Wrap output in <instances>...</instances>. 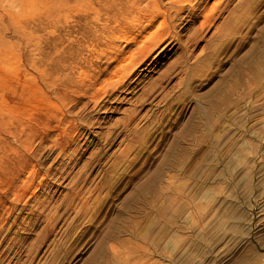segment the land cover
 <instances>
[{"label":"rangeland","instance_id":"1","mask_svg":"<svg viewBox=\"0 0 264 264\" xmlns=\"http://www.w3.org/2000/svg\"><path fill=\"white\" fill-rule=\"evenodd\" d=\"M176 1L171 29L159 13L144 31L135 0H0V264H264V0ZM153 24L163 40L127 74ZM93 75L120 88L89 112Z\"/></svg>","mask_w":264,"mask_h":264},{"label":"bare ground","instance_id":"2","mask_svg":"<svg viewBox=\"0 0 264 264\" xmlns=\"http://www.w3.org/2000/svg\"><path fill=\"white\" fill-rule=\"evenodd\" d=\"M143 0H135V7H133L134 8V10H132L133 12H135L136 13V19L138 20V23H139V27L140 28H142L143 30L145 29V28H147V27H149L150 25H151V23L153 22V20H155V18L157 17V15L159 14V13H162L161 15H159V16H162V23H166V26L168 25V26H170V29H171V24L173 23V22H175L176 21V19L171 23V20H169V22L171 23H169L168 21H167V19L169 18V17H167L168 16V14H169V10L171 9V6L172 7H175V5L177 4H179L176 0H169L168 2H166V4H162L161 2H160V0H153V2H152V4H150L149 5V7L147 8V9H145L144 11H142V10H139V9H137V8H139V6L141 5V2H142ZM151 1V0H150ZM204 1V0H203ZM206 1V0H205ZM222 1V0H221ZM225 1V0H224ZM227 1V0H226ZM148 2V1H147ZM177 2V3H176ZM218 2V1H217ZM216 2V3H217ZM228 2V1H227ZM248 2V1H247ZM250 2V1H249ZM99 3V2H98ZM168 3V4H167ZM203 3V2H202ZM215 3V2H214ZM215 3V4H216ZM197 4H199V3H197ZM196 3H195V5H197ZM229 4V3H228ZM246 4V3H245ZM200 5V4H199ZM204 5H206V4H204ZM220 5V4H219ZM219 5L218 6H212L207 12H206V14H205V17L207 18L209 15H211L210 17H212L213 16V13H215L216 12V10H218L219 8ZM105 6V5H104ZM144 6V5H143ZM148 6V5H147ZM209 6V5H208ZM207 6V7H208ZM225 6V5H224ZM247 6V5H246ZM176 7H179V6H176ZM193 7L194 6H192V8L189 10V12H188V14H187V16H189L190 18H192V15H193ZM126 8H128V7H126ZM166 9L167 10V12H165L163 9ZM181 8V7H180ZM204 8V7H203ZM202 8V9H203ZM221 8V7H220ZM224 8V7H223ZM222 8V9H223ZM129 9L130 8H128V10L127 11H129ZM176 8H174V10L173 11H176L175 10ZM207 10V9H206ZM225 10H226V7H225ZM123 11V10H122ZM126 11V12H127ZM131 11V12H132ZM164 11V12H163ZM195 11V10H194ZM229 11V10H228ZM227 11V15L230 13V12H228ZM171 12H172V10H171ZM183 12V11H182ZM175 13V12H174ZM178 13V12H177ZM126 14V13H125ZM129 14V13H128ZM171 14V13H170ZM169 14V15H170ZM172 14H173V12H172ZM179 14H180V12H179ZM127 15V14H126ZM178 15V14H177ZM174 16V15H173ZM231 16H232V14H231ZM230 16V17H231ZM171 17H172V15H171ZM178 17V16H177ZM209 17V19L211 20L212 18H210ZM228 17V16H227ZM176 18V17H175ZM181 18V17H180ZM229 18V17H228ZM158 19V18H157ZM171 19V18H170ZM173 20V19H172ZM157 21V20H156ZM181 21V20H180ZM143 22H145V23H143ZM211 22H213V21H211ZM227 22V21H226ZM161 23V24H162ZM209 23V22H208ZM155 24H156V22H155ZM161 24H159V25H157L156 27L154 26V24H153V26H154V30L153 31H151V32H149L146 36H145V38L143 39V40H141L140 41V43H139V53H135L134 51H131L130 53H129V55L126 57V60L124 61V60H122L124 63L122 64V65H124L125 66V68H126V71H127V74L132 70L131 68H130V66L128 65V63H130L134 58H136L137 57V55L138 54H140L139 55V58L140 57H142V59L143 58H147V56L148 55H150L151 54V52L153 51V49H154V47L156 46L157 47V45L160 43V41L161 40H163V39H160L162 36H164L166 33H165V31L164 32H160L159 31V28H160V26H161ZM176 24V23H175ZM163 25V24H162ZM223 25H224V23H223ZM222 25V26H223ZM229 25V21H228V23H227V26ZM221 26V25H220ZM225 26V25H224ZM105 27H106V25H105ZM176 27V26H175ZM216 27V26H215ZM150 28H151V26H150ZM169 28V27H168ZM218 28H219V26H218ZM217 28V29H218ZM228 28H229V26H228ZM197 29V28H196ZM202 29H203V27H202ZM151 30V29H150ZM197 30H200V28H198ZM93 31V30H92ZM106 31V30H105ZM111 31V30H110ZM145 31V30H144ZM172 31V30H171ZM170 31V32H171ZM192 31H194V30H192ZM88 32V31H87ZM216 33L218 32V31H215ZM141 33H142V31H141ZM171 33H173V31L171 32ZM192 33V32H191ZM219 34H220V32H218ZM221 33H222V31H221ZM136 34V33H135ZM140 34V33H139ZM86 35V34H85ZM130 36L129 37H133V36H131V34H129ZM169 35H170V33H169ZM177 35V34H176ZM190 35V34H189ZM224 34L222 33V37H224L223 36ZM95 36H97V35H95ZM111 36V35H110ZM141 36L142 35H140V38H141ZM143 36V37H144ZM227 36V35H226ZM88 37H90V36H88ZM87 37V38H88ZM165 37H167V36H165ZM172 37V36H171ZM173 37H176V36H173ZM86 38V37H85ZM84 38V39H85ZM97 38V37H96ZM127 38V37H126ZM188 38V37H187ZM220 38H221V35H220ZM91 39L92 38H90V41H91ZM158 39H160L159 41H157L156 42V40H158ZM189 40H187L188 42L190 41V43H192V45L194 44H196V43H198V41L201 39V37H200V39H199V31H198V33L197 32H195L194 34H192V36L191 37H189L188 38ZM132 40V39H131ZM138 40H140V39H138ZM90 41H88V42H90ZM104 41V40H103ZM134 41V40H133ZM179 41V40H178ZM181 41V40H180ZM179 41V42H180ZM80 42V41H79ZM87 42V43H88ZM93 42H94V40H93ZM137 42V41H136ZM135 42V43H136ZM183 42V41H182ZM179 43V44H183V43ZM85 43H86V41H85ZM92 43V42H91ZM96 43V42H95ZM98 43V42H97ZM101 43V42H100ZM189 45V44H188ZM188 45H187V43L185 44H183V45H181V47H182V52L180 53V60H179V62L178 63H180V64H178L179 65V67L180 68H178V72L180 73V74H185L187 71H188V69L190 68V64L188 63V60L190 59V57L192 56V50H190V48L188 47ZM96 46V45H95ZM99 46V45H98ZM125 46H126V44H125ZM180 46V45H179ZM93 47V46H92ZM91 47V48H92ZM130 50H132V49H130ZM110 51V50H109ZM108 51V52H109ZM113 51V50H112ZM127 52H128V50H126ZM119 52V51H118ZM122 53H123V51H122ZM125 53V52H124ZM123 53V54H124ZM154 53V52H153ZM114 54V53H113ZM120 54V53H119ZM123 54H121V56H123ZM83 56V55H82ZM106 55H104V57H105ZM126 56V55H125ZM150 56H152V55H150ZM103 57V56H102ZM103 57V58H104ZM111 57V56H110ZM102 58V59H103ZM108 58H109V56H108ZM108 58H107V60H108ZM115 58H118V54H116V55H114V57H113V59H115ZM154 58V57H153ZM65 59V58H64ZM106 60V61H107ZM135 60V59H134ZM140 60V59H139ZM59 61H60V59H59ZM63 61V59L59 62V63H63L62 62ZM105 61V60H104ZM149 61H150V59H149ZM65 62V61H64ZM67 62V61H66ZM65 62V63H66ZM99 62V61H98ZM109 62V61H108ZM107 62V63H108ZM119 62H121V61H119ZM135 62V61H134ZM147 62V61H146ZM100 63V62H99ZM106 63V64H107ZM143 63H144V61H143ZM152 63V62H151ZM68 64V63H67ZM145 64V63H144ZM66 65V64H65ZM65 65H63L64 67H65ZM131 65H133V64H131ZM140 65V64H139ZM59 66V65H58ZM62 66V67H63ZM102 65H100V67H101ZM142 66V65H141ZM147 66H148V64H147ZM174 66V65H173ZM176 66V65H175ZM57 67V66H56ZM60 67V66H59ZM94 67V66H93ZM92 67V68H93ZM108 67V66H107ZM114 67H116V66H114ZM113 67V68H114ZM137 67V66H136ZM66 68H68V67H66ZM166 68H168V67H166ZM170 68V67H169ZM173 68V67H172ZM134 69V68H133ZM58 70V69H57ZM59 70H60V68H59ZM168 70V69H167ZM167 70L165 69V71L160 75L159 74V77H158V81L155 79V81H154V83H150L149 85L150 86H147L146 87V89H144V90H147V95H146V93H145V91H144V94L146 95V97L144 98V96H142L144 99L143 100H141L140 98H142V97H140V96H138V97H140V98H136L137 100H139L140 99V103H138V104H143V102H145V99L147 98V97H149V95H151V94H153L154 92L152 91V92H150L149 93V90H151V89H159V90H161V92L163 91V90H165L164 89V84H162L163 82H164V80L165 79H167L168 78V75H169V72H170V69H169V71L167 72ZM92 71H94V70H92ZM102 71H104L103 69H100V68H98V70L96 71L98 74H101L102 73ZM112 71H113V69H112ZM112 71H111V75H112ZM125 71V72H126ZM133 71V70H132ZM131 71V72H132ZM64 72V71H63ZM71 72V71H70ZM69 72V73H70ZM95 72V71H94ZM62 73V72H61ZM119 73V72H118ZM113 74H115V72L113 73ZM120 74V73H119ZM130 74V73H129ZM60 76V75H59ZM94 76V78H91L90 79V81H89V83H88V85H86V84H84L85 85V87H83V89H82V87L81 86H79V87H81V89L84 91V94L86 95V98H87V100L88 101H86V102H83V108H85V109H87V111H93L97 106H99L100 105V103L102 104V103H104V101H103V99H102V97L101 96H98L99 95V92L101 91V90H99V88H103V83H102V81H100V78H101V75H100V78L98 77V76H95V75H93ZM115 77L117 76V75H114ZM66 78L67 77H65V81H66ZM128 78V77H127ZM112 79H113V77H112ZM69 80V79H68ZM72 80V79H71ZM89 80V79H88ZM157 81V82H156ZM181 81H182V79L181 78H179V80H178V82L175 84V85H178L179 83H181ZM99 82H101L99 85H97V83H99ZM104 82V81H103ZM156 82V83H155ZM60 83H61V81H60ZM63 83H65V82H63ZM69 83H72V82H69ZM124 83H125V81H124ZM62 84V83H61ZM67 84V83H66ZM65 84V85H66ZM127 84V83H126ZM63 85V84H62ZM123 85V84H122ZM175 85H173L172 86V88L171 89H173V87L175 86ZM83 86V85H82ZM127 86V85H126ZM117 87H118V85H114V84H111L110 85V87H109V89L108 90H104V88L102 89V91H104V93H106V94H111L112 95V92L113 91H118V89L120 88H118L117 89ZM149 87V88H148ZM54 88V87H53ZM60 88V87H59ZM62 88H64L65 89V87H64V85H63V87ZM124 88V87H123ZM148 88V89H147ZM168 88V87H167ZM78 89V88H77ZM80 89V88H79ZM78 89V90H79ZM81 89L78 91V92H81ZM61 90V89H60ZM120 90H122V89H120ZM62 91V90H61ZM64 91H66L67 92V89L66 90H64ZM101 91V92H102ZM158 91V90H157ZM100 92V93H101ZM120 92V91H119ZM142 92V91H141ZM166 92V91H165ZM121 93V92H120ZM155 93H157V92H155ZM61 94V93H60ZM66 94H69V93H65L64 95V99H65V97L67 96ZM157 94H159V93H157ZM170 94V93H169ZM83 95V94H82ZM82 95H80V96H82ZM141 95H143V94H141ZM60 96H62V98H63V94H61ZM84 96V95H83ZM82 96V97H83ZM105 96V95H104ZM103 96V97H104ZM160 96V95H159ZM170 96V95H169ZM85 97V96H84ZM152 97V96H151ZM67 98V97H66ZM105 98V97H104ZM160 100L161 101H164V103L165 104H167V95H166V93L165 94H161V96H160ZM153 99V98H152ZM77 100V103H78V101H79V98L78 99H76ZM76 100H75V102H76ZM151 102V100H148V102ZM137 102V101H136ZM146 103V102H145ZM155 103V102H154ZM163 103V102H162ZM103 105V104H102ZM140 105V106H141ZM158 105V104H157ZM101 106V105H100ZM69 107V106H68ZM102 107V106H101ZM70 108H72V106L70 107ZM81 108V107H80ZM99 108V107H98ZM97 109V108H96ZM132 109V108H131ZM135 109V108H134ZM136 109H139V108H136ZM152 109V108H151ZM67 110H69V109H67ZM81 110V109H80ZM99 110V109H98ZM148 110V109H147ZM70 112H71V110L70 111H68V113L69 114H67L68 116L69 115H71L70 114ZM77 112V111H76ZM150 113H151V111H149ZM148 112V113H149ZM78 113V112H77ZM130 112L128 111V116L127 115H125V118L122 120V128H123V126L127 129V128H129L128 126L132 123V120L134 121V118L136 117V115H137V111H135V110H133L130 114H129ZM73 115V114H72ZM80 113H79V116L76 114L75 115V119H78V118H80ZM86 115V114H85ZM84 115V116H85ZM89 115V114H88ZM142 115V114H141ZM150 115V114H149ZM148 115V116H149ZM152 115V114H151ZM76 116L78 117V118H76ZM82 116V115H81ZM87 116V115H86ZM127 116V117H126ZM71 117L72 116H69V117H66V116H63L62 117V119H61V121H60V123H65V124H67V123H70V122H73V120L74 119H71ZM83 117V116H82ZM88 117V116H87ZM139 117V116H138ZM152 117V116H151ZM147 118V117H146ZM60 120V119H59ZM85 121H87V119H84ZM84 120H82V121H84ZM153 120H155L154 118H153ZM75 121V120H74ZM84 121V122H85ZM79 122H81V120L79 121ZM138 122V121H137ZM150 122H152L153 123V121H151L150 120ZM83 123V122H82ZM150 124V123H149ZM137 125V124H136ZM56 127H57V129L59 130L58 132H61V133H65V131H66V127H62L61 125H59V123H57L56 125H55ZM131 126V125H130ZM125 128H124V130H125ZM108 131H109V129H108ZM111 131V130H110ZM134 131V130H133ZM106 132V131H105ZM126 133V132H125ZM134 133V132H133ZM59 134V133H58ZM117 134V133H116ZM115 134V135H116ZM128 134H130V133H128ZM135 134V133H134ZM46 135V134H45ZM44 136V135H43ZM47 136V135H46ZM132 136H133V134H132ZM131 136V137H132ZM45 137V136H44ZM103 137V136H102ZM115 137V136H114ZM129 138H130V136H128ZM128 137H127V139H128ZM42 138V137H41ZM135 138V139H134ZM132 140H131V142H128V141H130V140H128L127 142V144L124 146V148L122 147L121 149L122 150H120V154L118 155V157L120 158L119 160H128V158H132L133 156H135L136 154L135 153H132L133 152V149H134V142H136V141H138L139 139H140V137H139V135H138V137L136 136V137H134ZM74 139V138H73ZM104 139H105V137H104ZM75 140V139H74ZM124 140V139H123ZM55 141V140H54ZM109 141V140H108ZM133 141V142H132ZM56 142H57V140H56ZM69 142V141H68ZM124 142V141H123ZM126 142V141H125ZM53 143V142H52ZM65 143H67V142H65ZM65 143H64V145H65ZM113 143V142H112ZM122 143V142H121ZM133 143V144H132ZM55 144V143H54ZM57 144H58V142H57ZM119 144H120V142H119ZM56 145V144H55ZM71 145V144H70ZM53 146V145H52ZM67 146V145H66ZM41 147H43V146H41ZM109 147V146H108ZM44 148V147H43ZM60 148L62 149L63 147H62V144H61V146H60ZM64 149V148H63ZM67 149V148H66ZM68 150V149H67ZM59 151H61V150H59ZM65 152H66V150H65ZM60 153V152H59ZM58 153V154H59ZM63 153H64V151H63ZM100 155V154H99ZM117 157V158H118ZM118 161V160H117ZM118 163V162H117ZM115 165V164H114ZM115 167V166H114ZM83 179V178H82ZM78 180H80V181H83V182H86V180L87 179H83V180H81V179H78ZM72 181H74V180H72ZM82 182V183H83ZM75 184H77V183H75ZM96 184V183H95ZM97 184L99 185V186H102L103 184H104V181H103V179H100L98 182H97ZM79 185V184H78ZM81 185V184H80ZM82 185H84V183L82 184ZM95 186V185H94ZM93 186V187H94ZM96 188H97V185L95 186ZM94 187V189H96ZM93 189V188H92ZM90 191V190H89ZM91 192H93V191H91ZM73 197V196H72ZM71 199V198H70ZM82 204V203H81ZM83 206V205H82Z\"/></svg>","mask_w":264,"mask_h":264}]
</instances>
